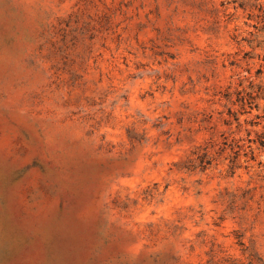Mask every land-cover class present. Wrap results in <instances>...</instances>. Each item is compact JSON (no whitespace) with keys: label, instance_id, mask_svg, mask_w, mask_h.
<instances>
[{"label":"rangeland","instance_id":"rangeland-1","mask_svg":"<svg viewBox=\"0 0 264 264\" xmlns=\"http://www.w3.org/2000/svg\"><path fill=\"white\" fill-rule=\"evenodd\" d=\"M0 264H264V0H0Z\"/></svg>","mask_w":264,"mask_h":264}]
</instances>
